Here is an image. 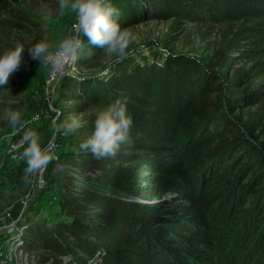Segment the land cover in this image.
Wrapping results in <instances>:
<instances>
[{
  "label": "trees",
  "instance_id": "trees-1",
  "mask_svg": "<svg viewBox=\"0 0 264 264\" xmlns=\"http://www.w3.org/2000/svg\"><path fill=\"white\" fill-rule=\"evenodd\" d=\"M112 3L123 29L165 18L235 25L200 58L133 49L101 73L63 78V112L88 113L65 156L61 219L23 218L17 247L42 251V264H214L235 235L237 249L258 246L264 264V0ZM31 26L0 0V51ZM82 39L74 66L102 67L104 50ZM30 63L25 52L0 96L20 86ZM117 95L127 98L129 137L115 156L97 158L79 145L96 110Z\"/></svg>",
  "mask_w": 264,
  "mask_h": 264
},
{
  "label": "rangeland",
  "instance_id": "rangeland-1",
  "mask_svg": "<svg viewBox=\"0 0 264 264\" xmlns=\"http://www.w3.org/2000/svg\"><path fill=\"white\" fill-rule=\"evenodd\" d=\"M4 1L22 9L38 25L31 26L30 32L9 34L7 39L10 42L19 41L27 48L38 40L46 39L50 49L56 50L61 40L74 34L76 15L71 9H65L60 14L59 0ZM234 25L198 24L184 19L172 24V18L143 20L125 28L129 34L125 53L138 49L150 54L151 49L156 48L200 58L209 54L223 34ZM115 57L114 53L104 51L102 67L82 70L71 64L55 84L49 81L52 65L44 60L29 58L31 63L20 86L6 90L0 96V264H42L38 260L42 251H21L15 238L25 217L46 226L61 219L59 200L62 190L59 180L70 175L71 171L65 156L74 143L71 134L84 123L88 113L63 112L66 111L65 100L60 98L63 78L101 73ZM7 103L16 107L6 108ZM13 112L19 115L16 123L9 119ZM72 117L79 121L78 128L66 131L56 127ZM29 129L38 132L39 147L47 149L52 155L51 160L37 168H31L27 157H22L27 146L23 134ZM231 239L232 245L225 250L221 242V249L215 251L214 264H258L261 257L258 246L250 249L249 244L244 249H237L240 240L236 241L235 235Z\"/></svg>",
  "mask_w": 264,
  "mask_h": 264
},
{
  "label": "clouds",
  "instance_id": "clouds-1",
  "mask_svg": "<svg viewBox=\"0 0 264 264\" xmlns=\"http://www.w3.org/2000/svg\"><path fill=\"white\" fill-rule=\"evenodd\" d=\"M71 9L76 15L73 25L74 34L60 41L53 51L46 39H41L27 48L16 42L13 47L0 51V88L8 84L10 76L20 67L25 51L33 60H44L53 64L63 59H75L84 51V40L107 53H114L117 59L123 58L129 42V34L119 23V10L112 0H59L60 14ZM87 56L94 54L89 48ZM127 98L117 95L106 106L98 108L92 121L91 133L80 142V149L90 152L97 158L113 157L128 137L133 124L132 116L127 111ZM9 119L16 123L18 113H10ZM79 121L71 119L57 124V128L72 131L78 128ZM23 141L27 145L22 157H27L31 168H37L52 159L47 149L39 147V134L33 129L26 130Z\"/></svg>",
  "mask_w": 264,
  "mask_h": 264
},
{
  "label": "built area",
  "instance_id": "built-area-1",
  "mask_svg": "<svg viewBox=\"0 0 264 264\" xmlns=\"http://www.w3.org/2000/svg\"><path fill=\"white\" fill-rule=\"evenodd\" d=\"M55 51V50H53ZM75 59H63L60 63L53 64L52 62L46 61L49 64L52 65L51 71L49 73V81L53 84H55L58 79L64 74L65 70H67V67L69 65H74Z\"/></svg>",
  "mask_w": 264,
  "mask_h": 264
}]
</instances>
